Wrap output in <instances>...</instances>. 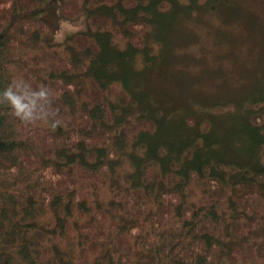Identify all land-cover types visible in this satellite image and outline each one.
Masks as SVG:
<instances>
[{
    "label": "trees",
    "instance_id": "obj_1",
    "mask_svg": "<svg viewBox=\"0 0 264 264\" xmlns=\"http://www.w3.org/2000/svg\"><path fill=\"white\" fill-rule=\"evenodd\" d=\"M229 1L0 0V264H240L243 248L264 264V69L247 73L237 97L195 111L177 103L178 96L193 97L181 73L169 80L176 96L162 103L167 93L139 80L145 68L160 75L181 64L179 15L188 22ZM231 6L233 20L238 14ZM104 7H118L128 20L125 46L97 12ZM82 10L89 14L86 31L68 37L87 50L78 56L86 59L80 71L71 64L74 56L69 65L47 46L51 19L37 15L75 21ZM158 25L163 36L151 52L142 36ZM134 51L142 53L139 61ZM115 85L122 97L112 101ZM9 88L32 105L36 123L12 114ZM210 110L214 125L204 114ZM121 134L137 137L145 152L117 141ZM124 156L133 176H146L142 188L118 192L112 218L102 204L88 202L89 188L109 189L111 169ZM156 161L164 164L162 173ZM200 177L198 190L190 187ZM63 230L79 234L83 258L65 255L62 239L74 238Z\"/></svg>",
    "mask_w": 264,
    "mask_h": 264
},
{
    "label": "rangeland",
    "instance_id": "obj_2",
    "mask_svg": "<svg viewBox=\"0 0 264 264\" xmlns=\"http://www.w3.org/2000/svg\"><path fill=\"white\" fill-rule=\"evenodd\" d=\"M47 1L49 2L48 5H52V0ZM53 4L55 5L54 2ZM54 5L51 7H54ZM231 5L237 7L238 14L233 20L231 16H227V11L229 8H232ZM106 8L108 7L97 10V12L104 14L106 18L103 17V19L110 20L107 22L111 24V26H109L111 31L112 27L118 29L119 33L116 31L115 41L119 46L123 47L128 43V40L125 41L123 38L128 35L125 28L128 20L126 17L122 18L119 15V11L121 12V10H118V7L117 10L115 8L105 10ZM217 9V6L212 11L205 9V12L194 15L188 22L185 19L186 16L179 15L181 18L180 23L178 22L176 27L174 25L176 30L175 37L177 39V46L185 51L184 55H177L178 58H181L180 65H170L169 68L171 69H169L166 74L160 75L157 73L153 75V69H144V75L143 77H140L139 80L149 82L154 85L156 89L163 90L167 93L166 96L159 98V103L163 102L164 97L176 96L175 90L169 85V80L171 78L178 80L179 73H181L182 76L181 81L185 83L187 89L190 88L189 93L193 97L190 98L189 96L180 98V96H178L177 103H182V105L190 107L191 111L192 109L195 111L202 107H209V105L213 104L215 101L220 100L217 103L221 104L220 102L224 103L223 100L228 97H237V95L240 94L241 83L247 78V73L252 72L257 74L264 69V0H230L229 3L224 6L222 4L221 7L218 10ZM230 10L232 11V9ZM88 15L89 14L82 10V13L75 21L59 20L58 18L56 19L54 15L45 12L37 15L42 21L47 19L52 20H50V29L48 28L45 33V40L48 43L47 46L54 47L52 51H57L62 54V56L66 57L64 59L66 62H68L69 57L73 58L74 56L73 60L71 59V64L75 69H80V71L83 69V63L86 59L83 58L82 60L78 58V56L80 57V55L87 50H82L84 52L79 51L76 45L69 41L68 37L73 36L71 34L74 32L79 33L86 31ZM182 20H185L186 22H183ZM182 24H187L188 28L182 29ZM251 24L259 25L261 30H252L251 28L253 27L250 28ZM160 27L161 26L158 25L157 28L145 31L143 34V42L144 40L151 42V46L147 47L148 51L155 52L159 49L156 39L163 36V30ZM139 34L140 33L136 35ZM152 37H154L153 40ZM24 48L25 51H27L25 53L29 52L28 54L30 56L33 55V53H30V51L33 50L28 49L27 45H25ZM89 48L90 47H86V49ZM178 50L180 49H176L175 52ZM134 52L135 58L138 57L139 61L142 53L137 51ZM149 55H151V53ZM68 64L70 65L69 62ZM166 77L168 82L165 81ZM118 90H120L119 86H116L111 90L109 98H111L112 101H116L122 97L121 92ZM211 111L212 110H210V112H205L204 114L207 113L208 116L210 115L213 117L210 118V124L214 125L215 117L211 115L214 114ZM164 125L165 123H163V126ZM123 135L124 134H121L117 141H126L128 147H130L131 150H135L138 155L145 152L137 143V137L128 140ZM225 140V137L223 138L222 136V142H225ZM174 159L178 160L174 161L175 163L180 164L179 162H181L182 158L179 156ZM116 162L119 165L117 163L113 165L110 176L107 180L111 183L109 189L108 187H101L95 190L89 188L92 194L88 198V202L92 206L97 205V203L102 204L100 207H103V209L111 216V207L121 196L118 192L128 190L132 187L142 188L145 181L143 176H146V174H143L142 172L138 173L141 175L140 177L138 175L133 176V166L126 156H124V158H117ZM156 162L160 166L156 165L155 170L162 173L160 170L164 164L159 161ZM121 163H123L122 166H120ZM173 166L174 165H169L168 171L171 169L174 170ZM200 179L202 178L200 177L196 179L193 184L194 186L191 185L190 187L198 190ZM150 185L151 182H149L146 187H149ZM114 192L115 194L112 195L111 193ZM195 193H197V191H195ZM48 215L49 214H45L46 217H48ZM112 218L115 217L112 216ZM80 224L82 225L83 221L80 220L76 222V224H73L72 232H75V227L77 229ZM95 225L97 226V224ZM146 231H149L147 227H145V231L142 234L143 239L147 236ZM72 232L68 230H63L62 232V236L68 237L70 235V237L74 238L68 241L62 239L61 244L64 247L65 255L72 257L76 255L79 256L80 254V257L83 258V253L77 248V236H79V234H74ZM91 237L92 235L89 233L88 238L90 239ZM131 243L134 246V242L131 241ZM66 256H64L65 259ZM91 256V253H86L87 258H90ZM250 256L251 253L247 248H243L241 254L238 255L240 264L261 263V259L257 260L254 256L253 258Z\"/></svg>",
    "mask_w": 264,
    "mask_h": 264
},
{
    "label": "clouds",
    "instance_id": "obj_3",
    "mask_svg": "<svg viewBox=\"0 0 264 264\" xmlns=\"http://www.w3.org/2000/svg\"><path fill=\"white\" fill-rule=\"evenodd\" d=\"M5 95L9 101L8 106L11 108L12 114L16 118L25 124L36 123L32 116V105L30 103H25V97L13 93L11 88L6 91ZM59 123L60 121L57 120L51 123L50 127L55 128Z\"/></svg>",
    "mask_w": 264,
    "mask_h": 264
}]
</instances>
